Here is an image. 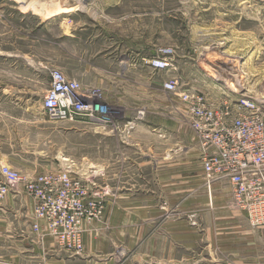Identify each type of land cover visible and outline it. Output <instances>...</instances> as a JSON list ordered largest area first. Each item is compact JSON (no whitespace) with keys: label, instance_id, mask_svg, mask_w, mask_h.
Listing matches in <instances>:
<instances>
[{"label":"crops","instance_id":"0c3cea01","mask_svg":"<svg viewBox=\"0 0 264 264\" xmlns=\"http://www.w3.org/2000/svg\"><path fill=\"white\" fill-rule=\"evenodd\" d=\"M57 11L73 12L70 7ZM5 21L7 28L0 36L11 34L13 38V29H9L8 19ZM78 41L74 53L59 45L74 67L68 69L62 61L54 66L82 84L102 87V104L109 108L112 122L100 125L118 138L120 149L118 156L105 155L101 162L87 157L81 170L85 178L91 167L88 164L97 162L101 167L100 172L94 167L93 178L88 180L103 193L102 220L85 225L80 254L67 252L50 236L41 237L32 230L34 201L21 183L16 184L0 200V264H264V225H250L245 214L233 206L228 181H215L207 189L198 139L186 110L173 109L160 123L159 83L144 80L142 73L143 64L157 71L147 63L149 58L143 59L139 53L123 54L119 42L95 46ZM100 51H106L105 58V54L96 57ZM12 53L0 47V56L12 57ZM43 64L1 59L0 84L7 85L1 97L15 99V83L32 82L36 75L32 68L53 66ZM182 85L205 93L209 90L190 80ZM41 121L45 118L35 107L0 108V149L5 147L4 133L16 147L17 124L29 126L26 133L30 136V127ZM78 124L87 128L89 122ZM160 133L165 137L160 138ZM40 143L30 138L26 146ZM9 155L0 150V162L27 176L61 168L42 167L32 161L18 167Z\"/></svg>","mask_w":264,"mask_h":264},{"label":"rangeland","instance_id":"374dc122","mask_svg":"<svg viewBox=\"0 0 264 264\" xmlns=\"http://www.w3.org/2000/svg\"><path fill=\"white\" fill-rule=\"evenodd\" d=\"M61 7H70L73 12L57 13ZM7 19L14 35H1L0 47L9 48L14 56H0V60L26 59L53 65L32 68L36 72L32 82L15 83V99L0 95V108L35 107L45 118V122L30 127V136L29 126L17 124L16 147L4 133L6 143L0 150L9 153L8 158L18 167L32 161L83 175L88 158L101 162L105 155L120 153L118 138L99 123L89 122L86 128L79 121H49L41 107L49 86V69L56 68L58 61L68 69L74 67L59 45L74 53L79 39L95 46L119 42L123 54L139 53L143 59L166 57L169 65L165 68L151 71L147 64L142 67L144 80L159 83L160 123L173 109L184 108L177 95L161 85L172 78L202 83L211 96L264 106V0H0V33L6 31ZM105 52L96 53V57ZM83 85L100 94L102 101L100 85ZM6 86L0 84V94ZM24 88L26 92H22ZM30 138L32 142L41 140L40 145L27 147ZM97 164H88L87 180L93 178L94 167L101 171Z\"/></svg>","mask_w":264,"mask_h":264},{"label":"built area","instance_id":"2783aa9c","mask_svg":"<svg viewBox=\"0 0 264 264\" xmlns=\"http://www.w3.org/2000/svg\"><path fill=\"white\" fill-rule=\"evenodd\" d=\"M147 62L156 69L169 65L166 57H152ZM162 86L184 104L198 139L207 189L215 181H228L233 206L245 214L250 225H264V106L184 89L177 78ZM100 97L76 78L51 68L41 107L49 121L111 123L112 114ZM20 183L34 201L32 230L41 237L50 236L67 252L80 254L85 225L103 217L105 200L98 185L69 169L27 176L0 162V200Z\"/></svg>","mask_w":264,"mask_h":264},{"label":"bare ground","instance_id":"6f19581e","mask_svg":"<svg viewBox=\"0 0 264 264\" xmlns=\"http://www.w3.org/2000/svg\"><path fill=\"white\" fill-rule=\"evenodd\" d=\"M147 61H150V59H148Z\"/></svg>","mask_w":264,"mask_h":264}]
</instances>
